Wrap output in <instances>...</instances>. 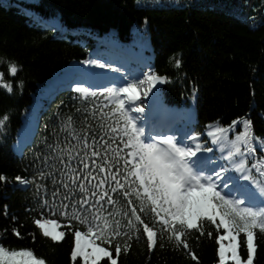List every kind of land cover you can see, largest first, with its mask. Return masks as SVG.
<instances>
[{
    "label": "trees",
    "instance_id": "obj_1",
    "mask_svg": "<svg viewBox=\"0 0 264 264\" xmlns=\"http://www.w3.org/2000/svg\"><path fill=\"white\" fill-rule=\"evenodd\" d=\"M145 4L138 0H0V73L3 82L13 86L11 93L0 87V119L5 114L9 118L0 128L1 246L31 250L46 264H83L82 258L72 259L75 234L70 222L35 209L37 201L50 200L54 190L63 193L62 185L54 187L53 181L66 179L61 172L68 171V150L75 157L71 167L82 168L83 145L76 136L96 135L103 143L100 136L108 131L110 121L101 120L99 110L93 116L91 109L100 108L95 100L101 101V107L108 101L98 96L82 104L76 87L91 85L102 92L103 84L92 82L88 75L103 70L106 85L115 81L121 64H127L118 56L123 51L131 61L127 74H139L138 62H143L147 67L142 70L166 78L165 101L185 112L195 107L193 129L206 140L209 125L241 132L246 120L251 121L253 135L264 139V0H147ZM11 63L18 68L15 76L9 71ZM84 107L91 115L89 121L78 119L77 109L82 114ZM20 133L30 138L22 140L24 145L16 151L13 145ZM87 151L90 155L91 149ZM41 171L53 175L41 181ZM19 177L34 183L25 185ZM37 218L58 221L62 225L58 231L68 233L65 241L45 237ZM214 228L205 226L212 236L193 230L186 237L195 259L188 249L168 240L167 234L158 233L155 249L148 248L146 236L130 243L124 240L129 247L119 255V264H219L218 237L224 233ZM17 229L20 237L15 235ZM245 241L242 234L241 256L246 260ZM255 242L253 264H264V235L258 232ZM102 264L110 261L106 258Z\"/></svg>",
    "mask_w": 264,
    "mask_h": 264
},
{
    "label": "snow or ice",
    "instance_id": "obj_2",
    "mask_svg": "<svg viewBox=\"0 0 264 264\" xmlns=\"http://www.w3.org/2000/svg\"><path fill=\"white\" fill-rule=\"evenodd\" d=\"M175 64L179 66L180 60ZM9 71L15 76L17 65L11 63ZM3 75L0 73V87L11 93L13 86L3 82ZM165 79L152 72L129 73L110 82L112 86H99L103 88L99 93L91 85L81 87L78 83L76 92L81 96L77 98L82 104L98 96L108 101L99 109H91L93 116L99 110L100 119L110 121L108 131L100 136L102 144L96 135L75 137L83 145L84 156L79 160L82 168L71 167L75 157L68 150L69 161L65 165L68 171L61 172L66 179L53 181L54 187L62 185L63 193L54 190L50 200L43 199L42 203L38 200L35 211L62 215L70 222L75 234L72 259L82 258L83 264H102L106 258L110 264H119V255L129 247L124 240L130 243L146 236L148 248L155 249L158 233L167 234L168 240L188 249L195 259L186 237L193 230L201 236H212V231L205 232V226L211 225L215 226L213 231L224 233L218 237L219 264H253L257 234L264 235V157L257 160L254 153L258 148L264 152V139L253 135L250 120L244 121L245 131L232 141L227 139L228 130L216 127L207 133L220 151V156L214 158L213 148L201 144L200 134L191 128L172 130L171 134L156 131L137 115L143 112L137 100ZM8 119L6 114L0 119V128ZM71 121L69 116L68 123ZM87 127L92 130L91 124ZM99 127L104 128L105 124ZM87 149H91L90 155ZM52 175L41 171L40 180ZM3 179L7 181L8 177L5 175ZM18 179L25 185L34 183L23 177ZM39 187L43 189L44 185ZM105 204L111 206V211ZM35 223L54 242L62 243L68 235L52 230L54 222L47 218H37ZM55 223L57 229L62 227L58 221ZM242 234H246V260L241 256ZM15 235L21 236L18 229ZM105 245L116 247L110 250ZM0 264H46V261L31 250L10 251L0 246Z\"/></svg>",
    "mask_w": 264,
    "mask_h": 264
},
{
    "label": "rangeland",
    "instance_id": "obj_3",
    "mask_svg": "<svg viewBox=\"0 0 264 264\" xmlns=\"http://www.w3.org/2000/svg\"><path fill=\"white\" fill-rule=\"evenodd\" d=\"M31 1H34V0H31ZM145 1H147V0H138V4H142V5H147V4H145ZM149 1V0H148ZM32 18V17H31ZM39 24V23H38ZM158 85H159V82H157L155 85H153V88L149 91V93H148V95L147 96H139V101L141 102V104L142 105H144V106H146V99L148 98V97H151V96H154L155 95V93H156V91H157V87H158ZM170 118V117H169ZM167 129H166V132H169V134H171V131L173 130L171 127H172V124L170 123V120H168L167 121ZM215 127H213L212 129H210L209 131H212L213 129H214ZM245 131V126L243 125L242 126V131L241 132H236L235 133V137H233V138H230V137H227V139L229 140V141H232V140H235L238 136H240L243 132ZM178 134V133H177ZM188 143V142H187ZM194 146V145H193ZM214 146V145H213ZM215 149H216V152H217V156L215 157V158H218L219 156H220V151H219V149H218V147L217 146H215ZM262 153H264V152H262L259 148L257 149V151L254 153V156L256 157V159L257 160H259L261 157H264V156H262L261 154ZM225 155L227 154V152L225 151V153H224ZM215 154H213V156H214ZM253 162H255V161H253ZM253 173H255V170L253 169ZM54 229V231H57V230H59V229H57V227L56 226H54V225H52V230ZM1 246V245H0Z\"/></svg>",
    "mask_w": 264,
    "mask_h": 264
},
{
    "label": "bare ground",
    "instance_id": "obj_4",
    "mask_svg": "<svg viewBox=\"0 0 264 264\" xmlns=\"http://www.w3.org/2000/svg\"><path fill=\"white\" fill-rule=\"evenodd\" d=\"M95 102H96V104H97V106L98 107H101V105H102V103H101V101H99V100H95ZM85 107L83 108V113L81 114V112H79L80 113V117L78 118V119H80V118H82V117H84L85 119H88L87 121H89V120H91V115L89 114V111H85ZM79 115V114H78ZM84 115V116H83ZM25 121H21L20 123H24Z\"/></svg>",
    "mask_w": 264,
    "mask_h": 264
}]
</instances>
